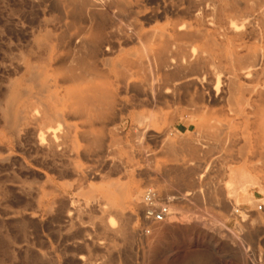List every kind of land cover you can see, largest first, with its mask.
Listing matches in <instances>:
<instances>
[{
    "label": "rangeland",
    "instance_id": "obj_1",
    "mask_svg": "<svg viewBox=\"0 0 264 264\" xmlns=\"http://www.w3.org/2000/svg\"><path fill=\"white\" fill-rule=\"evenodd\" d=\"M47 9L39 0H0V264H264V236H248L252 227L264 226L257 222L264 211H255L256 203L248 205L245 194L238 204L234 199L217 206L211 202L212 182L227 180L214 164L215 169L207 167L200 188L182 186L177 178L191 168L185 164L190 158L183 151L185 143L209 148L217 141L219 147L212 149H220L225 159L219 158L220 162L237 173L244 169L264 188V76L252 79L263 94L246 105L242 101L234 103L236 108L228 106L233 112H227L223 104L226 112L222 114L216 106L211 113L190 114L189 104L182 101L152 104L111 79L123 107L107 143L86 148L77 135L64 148L52 151L39 143L40 133L48 131L50 123L39 121L20 130L9 125L2 112L13 95L16 99L14 90L29 85L28 51L36 23L52 14ZM217 66L212 70L225 72L224 65ZM62 107L63 103L58 104ZM208 121L227 129L215 130L223 129L216 136L214 129L201 128ZM66 123L79 130L80 121L69 120L57 124L60 129H54L55 136L64 134L61 129ZM235 138L238 143L228 142ZM136 147L145 154H137ZM85 148L87 154H83ZM240 151L242 155L237 156ZM133 179L143 183L141 193L152 185L162 195H176L172 217L141 230L142 205L132 209L126 204V188ZM250 193L258 201L264 196L257 184ZM236 207L245 211L244 221L233 213Z\"/></svg>",
    "mask_w": 264,
    "mask_h": 264
},
{
    "label": "bare ground",
    "instance_id": "obj_2",
    "mask_svg": "<svg viewBox=\"0 0 264 264\" xmlns=\"http://www.w3.org/2000/svg\"><path fill=\"white\" fill-rule=\"evenodd\" d=\"M39 1H43L52 14L34 24L35 40L25 66L29 85L23 90H14L16 99L13 95L2 112L9 125L20 130L39 121L43 125L50 123L46 126L49 130L40 133L39 143L51 150L67 146L77 135L86 148L105 144L111 136V128L115 129L111 125L123 107V101L110 86L111 79L157 105L187 103L190 114L211 113L214 106L222 114L232 111L237 103L263 94L262 89L252 84V79L264 76V0ZM217 65H224L225 72L213 71ZM49 76L53 77L50 81ZM61 103L63 107L58 108ZM223 104L227 106L226 111ZM232 104L235 107L230 109ZM75 119L80 121L79 130L70 123L64 127L61 124L64 134L61 132L63 135L57 137L60 135L57 130L59 135L55 136L54 129H60L57 124ZM53 122L56 125H51ZM215 122L219 126V122ZM214 126L216 124L209 122L201 128L214 129L209 130L213 134L221 127L227 129L225 125ZM145 127L144 132L151 131ZM230 141L234 143L236 138ZM187 144L183 151L190 158L185 159V164L191 168L177 177L182 186L200 188V179L207 173V167L214 164L227 180L224 184L212 182L211 189L208 188L212 193L211 202L217 206L234 199L233 203L238 204L243 194L251 207L258 202L250 193V187L257 184L259 191L264 192L259 181L244 169L237 173L229 169V165H223L219 159L222 157L220 149H212L215 144L210 145L211 149L202 143ZM86 148L83 154H87ZM141 151L136 147L137 154L144 155ZM241 151L237 156L242 155ZM141 171L138 173L145 170ZM142 184L133 179L126 188V204L132 209L141 205ZM241 216L243 221L247 217L245 212H241ZM257 222L263 224L264 216ZM255 235L264 236L263 225L252 227L248 232L249 237Z\"/></svg>",
    "mask_w": 264,
    "mask_h": 264
},
{
    "label": "built area",
    "instance_id": "obj_3",
    "mask_svg": "<svg viewBox=\"0 0 264 264\" xmlns=\"http://www.w3.org/2000/svg\"><path fill=\"white\" fill-rule=\"evenodd\" d=\"M175 200L176 195H162L154 186H147L141 198V230H148L151 225L165 222L172 217V205ZM254 210L264 211V196L256 203ZM241 212L245 211L236 207L233 213L235 216L241 217Z\"/></svg>",
    "mask_w": 264,
    "mask_h": 264
}]
</instances>
